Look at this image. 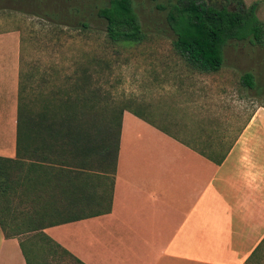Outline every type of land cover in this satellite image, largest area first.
Segmentation results:
<instances>
[{"label":"crops","instance_id":"0c3cea01","mask_svg":"<svg viewBox=\"0 0 264 264\" xmlns=\"http://www.w3.org/2000/svg\"><path fill=\"white\" fill-rule=\"evenodd\" d=\"M23 55L21 32L0 29V158L17 161L0 264H264V106L191 72L169 103L123 111L114 157L102 117L90 142L83 109L20 105Z\"/></svg>","mask_w":264,"mask_h":264},{"label":"rangeland","instance_id":"374dc122","mask_svg":"<svg viewBox=\"0 0 264 264\" xmlns=\"http://www.w3.org/2000/svg\"><path fill=\"white\" fill-rule=\"evenodd\" d=\"M175 1L132 0L144 40L114 45L106 38L105 21L97 16L109 0H0V29H18L23 39L22 103L33 111H50L55 98L78 92L75 86L83 73L91 76L88 85L99 88L103 104L130 108L177 98L178 81L190 73L172 48L175 34L167 13ZM221 2L209 0L216 6ZM242 2L246 8L255 4L256 17L264 24V0ZM247 72L255 77L254 91L240 83ZM214 80L212 90L222 92L224 99L243 100L249 110L264 106V47L248 39L228 41Z\"/></svg>","mask_w":264,"mask_h":264},{"label":"trees","instance_id":"16d2710c","mask_svg":"<svg viewBox=\"0 0 264 264\" xmlns=\"http://www.w3.org/2000/svg\"><path fill=\"white\" fill-rule=\"evenodd\" d=\"M221 5L210 4L209 0H176L170 3L167 21L175 34L172 42L174 52L183 60L188 73L214 74L220 71L224 64V48L230 40H246L264 47V24L256 17V5L244 7L242 0H221ZM230 5H234L230 8ZM97 16L106 23V38L112 44L135 45L144 40L139 18L134 11L132 0H109L108 4L97 11ZM86 27L85 24L82 25ZM77 79L78 92L60 96L54 99L57 115L76 116L81 110L93 118L89 123L90 142L96 139L99 116L100 136L108 155L111 151L117 154L119 143L120 118L127 107H118L113 103H102L100 91L96 86L88 85L91 76ZM87 82V83H86ZM240 83L248 90H256L255 77L247 72L241 76ZM19 103H22L24 84L19 85ZM53 104V105H54ZM59 112V113H58ZM31 111L29 115H33ZM41 115H48L42 110ZM22 111L19 107V122ZM76 122V121H75ZM76 127V123H70ZM43 126V125H42ZM49 124H45L48 128ZM94 136V138H93ZM18 155V151H17ZM17 161L0 158V197L11 186H16V177H11L9 169ZM2 224V220L0 219Z\"/></svg>","mask_w":264,"mask_h":264}]
</instances>
